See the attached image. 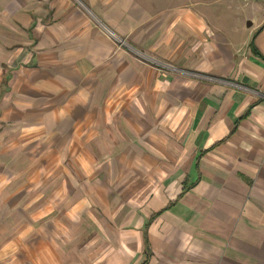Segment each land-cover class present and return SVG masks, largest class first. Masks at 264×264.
<instances>
[{
  "label": "crops",
  "instance_id": "crops-1",
  "mask_svg": "<svg viewBox=\"0 0 264 264\" xmlns=\"http://www.w3.org/2000/svg\"><path fill=\"white\" fill-rule=\"evenodd\" d=\"M0 264H264V0H0Z\"/></svg>",
  "mask_w": 264,
  "mask_h": 264
},
{
  "label": "rangeland",
  "instance_id": "rangeland-1",
  "mask_svg": "<svg viewBox=\"0 0 264 264\" xmlns=\"http://www.w3.org/2000/svg\"><path fill=\"white\" fill-rule=\"evenodd\" d=\"M223 11H224V13L220 17V19L223 18V20H220L221 22L224 21L228 25H231V26H234V25L236 26L239 23H241L240 17H238V15H236V14L230 12V11H227L225 8H224ZM247 23L248 22H246L245 24L247 25ZM115 38H119V37H116V36L114 37V40L117 43V45L119 46V48L126 49L128 52L133 54L138 60H140L141 62L145 63L146 65H148L149 67H151V68H153L155 70H158V71H161V72H170V73L175 74V75H183V76L188 77V78L199 79V80H206V81H208V80H211V81L217 80V79H213V77L207 76L205 74H200V73H196V72H190V71L178 69L173 64H171V63H169L167 61H164V60L159 59V58H157V57H155L153 55H149V54H147L144 51H140V50L132 47L128 43V41H126L125 39H122L123 42L118 43ZM119 39H121V38H119ZM131 49H133V50H131ZM135 50L141 52V57L138 56L136 53H134ZM142 55L145 56V57H142Z\"/></svg>",
  "mask_w": 264,
  "mask_h": 264
},
{
  "label": "built area",
  "instance_id": "built-area-1",
  "mask_svg": "<svg viewBox=\"0 0 264 264\" xmlns=\"http://www.w3.org/2000/svg\"><path fill=\"white\" fill-rule=\"evenodd\" d=\"M115 39L117 40L118 43L123 42L122 39H119V38H115ZM125 45H126V44H125ZM131 50H133V49H131ZM134 53H136L138 56L141 57V52L135 50ZM142 57H145V56L142 55Z\"/></svg>",
  "mask_w": 264,
  "mask_h": 264
},
{
  "label": "water",
  "instance_id": "water-1",
  "mask_svg": "<svg viewBox=\"0 0 264 264\" xmlns=\"http://www.w3.org/2000/svg\"><path fill=\"white\" fill-rule=\"evenodd\" d=\"M251 24H252V23L249 21V22L247 23V26H251Z\"/></svg>",
  "mask_w": 264,
  "mask_h": 264
}]
</instances>
